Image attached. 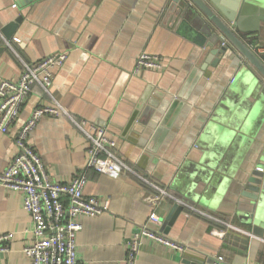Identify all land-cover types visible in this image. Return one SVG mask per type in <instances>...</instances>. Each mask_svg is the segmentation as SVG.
Returning <instances> with one entry per match:
<instances>
[{
    "label": "crops",
    "instance_id": "0c3cea01",
    "mask_svg": "<svg viewBox=\"0 0 264 264\" xmlns=\"http://www.w3.org/2000/svg\"><path fill=\"white\" fill-rule=\"evenodd\" d=\"M167 8L168 0H0V79L16 78L23 62L69 52L53 70L50 92L33 84L14 126L0 130V170L17 152L16 131L32 110L58 101L69 114L44 116L30 142L53 179L86 173L85 195L98 196L106 207L80 217L79 264H128L129 241L153 211L163 233L195 251L145 238L135 264H213L218 255L228 264H264L263 239L214 218L252 233L254 220L264 222V203L255 208L247 196L249 178L264 163V79L231 44L216 65L195 76L204 62L198 40L210 36L206 23L190 16L181 24L166 18ZM19 16L7 44L3 27ZM236 31L264 62V21L259 29ZM142 51L167 63L134 73ZM154 99L159 106L144 121ZM81 120L104 127L117 140L118 155L153 184L210 215L181 205L172 220L177 204L169 197L159 204L147 201L158 189L139 175L112 177L86 168L89 139L76 124ZM160 123L167 130L152 142ZM24 196L0 186V234L15 233L10 249L0 251V264H29L24 246L34 240V224ZM215 227L226 231L213 232Z\"/></svg>",
    "mask_w": 264,
    "mask_h": 264
},
{
    "label": "built area",
    "instance_id": "2783aa9c",
    "mask_svg": "<svg viewBox=\"0 0 264 264\" xmlns=\"http://www.w3.org/2000/svg\"><path fill=\"white\" fill-rule=\"evenodd\" d=\"M0 34L1 31H0ZM7 44L10 39L4 38ZM226 41L223 42V44ZM264 52V48L261 49ZM69 58L67 50L53 52L33 62H23V68L16 78L0 79V130L9 132L18 120L23 105L31 95L32 85L37 83L50 92L54 69L62 67ZM167 59L159 54L142 51L136 61L134 73L144 70H159ZM69 114V111L57 104L36 106L24 123L17 129L14 140L17 152L11 162L0 170V186L21 190L25 193L24 208L30 214L34 224V240L24 246L29 264H79L77 251V233L82 228L81 216H93L105 211L98 196L85 195L86 173L71 180L60 181L51 177L41 155L31 144L29 136L39 121L46 115ZM87 135L86 168L118 177L133 172L142 179H150L137 172L126 160L118 155L117 140L106 134L104 127L91 124L86 120L76 122ZM153 184V183H152ZM158 192L146 196L153 204L161 203L166 197L175 203L187 206L210 215L189 203L166 188L153 184ZM214 217V216H211ZM216 218L226 228L236 229L251 236H257L225 219ZM161 220L156 212H151L148 220L141 224L129 241L128 264H135L138 251L145 238L158 241L175 251H195L192 247L163 233L159 227ZM225 228H213V232L225 233ZM14 232L0 234V251H8ZM213 264H228L223 256L213 259Z\"/></svg>",
    "mask_w": 264,
    "mask_h": 264
},
{
    "label": "water",
    "instance_id": "95a60500",
    "mask_svg": "<svg viewBox=\"0 0 264 264\" xmlns=\"http://www.w3.org/2000/svg\"><path fill=\"white\" fill-rule=\"evenodd\" d=\"M31 1L33 0H26L27 3ZM165 16L173 17L176 21L180 19L181 24L187 22L190 16L195 21L206 23L204 32L210 36L206 38L205 35L202 40H198L202 47L201 55L204 57V62L196 69L195 76L203 75L209 64L216 65L231 44L235 47V52H239L244 60L256 68L258 72H255L256 75L264 79V62L236 31L248 32L259 29L260 22L264 21V0H168ZM21 19L22 16H19L3 27L7 39L12 37ZM249 19L253 21V24L247 23ZM224 41L226 42L223 44ZM185 87L186 85L183 88ZM178 97L186 96L180 93ZM158 106L157 100L150 101L142 119L146 118L144 120L146 121L147 117H151ZM166 130L165 123H160L151 141H156ZM249 181L252 183L249 187L251 192H248L247 196L255 201V208H257L258 202L264 203V163L256 166ZM175 206L177 210L174 211L172 220L182 209L179 204ZM253 233L264 238V222L260 219L254 220Z\"/></svg>",
    "mask_w": 264,
    "mask_h": 264
}]
</instances>
